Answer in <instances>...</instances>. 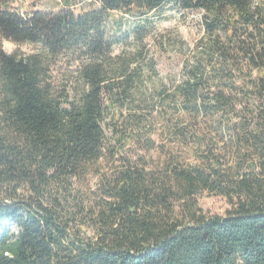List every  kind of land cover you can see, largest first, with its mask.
Instances as JSON below:
<instances>
[{
	"label": "trees",
	"instance_id": "trees-1",
	"mask_svg": "<svg viewBox=\"0 0 264 264\" xmlns=\"http://www.w3.org/2000/svg\"><path fill=\"white\" fill-rule=\"evenodd\" d=\"M64 1L0 8V264H264V0ZM168 5L204 32L169 83L144 42Z\"/></svg>",
	"mask_w": 264,
	"mask_h": 264
},
{
	"label": "rangeland",
	"instance_id": "rangeland-1",
	"mask_svg": "<svg viewBox=\"0 0 264 264\" xmlns=\"http://www.w3.org/2000/svg\"><path fill=\"white\" fill-rule=\"evenodd\" d=\"M78 1V0H75ZM85 9L96 8L99 6L98 0H82V3L74 5L76 11ZM0 8L18 10L22 13H28L33 10H58L65 8L64 0H0ZM114 14L124 17L123 22L125 27L133 26L134 19H130L129 14H122L115 12ZM124 15V16H123ZM149 17L153 22L152 32L146 36L144 42L147 45L151 55H153L160 70V76L165 82L169 83L170 80L175 79L180 82L183 78L182 68L184 60L188 56L195 43L203 35V28L200 23V13L195 11L180 10L177 7L168 5L166 7L157 9L149 13ZM138 18V17H135ZM139 19H137L138 21ZM135 39H129L128 48H135ZM4 49L9 52H16L30 54L39 49L38 44L23 43L18 44L9 40L3 42ZM123 46L118 45L115 47V52L121 51ZM73 69L69 68L66 59L60 61L58 65L54 66L53 76L57 82H62L64 76L68 71ZM161 124L156 129L158 133L156 138L161 142V138L166 139L160 135L162 130ZM110 134V131H108ZM96 176L91 178L90 182L84 184L82 194L86 198H94L92 185L97 182ZM198 203L200 207L211 215H223L230 207L226 197L216 195L210 192H203L198 196ZM16 229V227H13Z\"/></svg>",
	"mask_w": 264,
	"mask_h": 264
}]
</instances>
